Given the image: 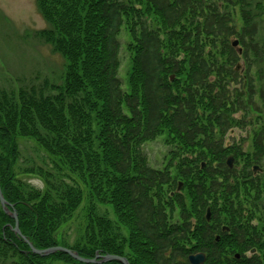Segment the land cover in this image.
<instances>
[{
  "label": "trees",
  "instance_id": "1",
  "mask_svg": "<svg viewBox=\"0 0 264 264\" xmlns=\"http://www.w3.org/2000/svg\"><path fill=\"white\" fill-rule=\"evenodd\" d=\"M220 3L241 7L239 29ZM36 4L48 27L35 35L65 58L66 67L61 85L0 86V189L17 214L21 234L37 249L62 245L87 258L96 252L125 256L129 264H187L188 254L195 252L205 254L203 264H264V209L254 217L251 210L247 217L239 199L251 198L254 191L258 201L264 191V177L253 176L251 169L264 158V126L254 135L250 153L223 144L234 124L231 115L255 106L251 79L243 90H230L240 81V55L230 38L244 45V55L248 50L258 55L264 47L254 38L258 26L251 0ZM260 6L257 1L254 7ZM123 25L131 52L126 90L117 76ZM164 130L168 144L177 149L168 164L156 169L141 146ZM19 139L34 140L51 157L52 168L32 165L20 170ZM229 155L235 162L231 168L226 164ZM20 173L36 174L44 186L24 182ZM84 198V240L68 245L58 240L59 228ZM97 203L111 206L126 236L110 219L96 214ZM256 217L258 225H253L250 221ZM14 223L0 205L4 262L121 264L83 263L60 251L40 256L12 231ZM222 225L229 232L222 231Z\"/></svg>",
  "mask_w": 264,
  "mask_h": 264
},
{
  "label": "rangeland",
  "instance_id": "2",
  "mask_svg": "<svg viewBox=\"0 0 264 264\" xmlns=\"http://www.w3.org/2000/svg\"><path fill=\"white\" fill-rule=\"evenodd\" d=\"M257 1L261 5L259 9L254 7ZM251 3L250 9L258 26L254 38L255 41L264 46V0H251ZM220 10L230 11L232 13V22L238 29L243 25L241 7L238 4L235 6H225L224 3H220ZM148 22L155 26V22L151 18H148ZM46 27H48V24L39 12L36 0H0L1 87L16 89L19 85H28L30 83L42 86H48L52 83L57 85L62 84L66 67L65 58L61 54L53 51L51 45L38 40L35 35V31ZM235 38L238 39L237 37H231L230 40ZM118 40L120 49L118 54L119 67L117 76L121 81L122 88L126 90L131 64V52L127 48L130 42V36L126 25L121 27ZM239 46L244 50V45L239 44ZM261 52L257 55L254 50H248L246 55L243 52L239 54L240 58L238 62L240 65L237 71L240 81L239 83L230 85L231 91L233 88L243 90L244 85L251 79L255 90L253 97L254 107L259 108L261 111H256L252 108L247 111H237L231 115L234 118V124L225 134L223 144L224 146L236 147L243 154L252 152V139L264 126V97H260L261 90L264 91V47H262ZM179 56H183L182 53ZM52 91L55 92V90ZM167 138L168 132L164 130L154 140L146 141L142 144L141 150L145 154L147 162L151 167L162 169L171 159V151L177 149L175 144H168ZM19 151L18 166L20 170L31 167L32 165L43 166L48 169L52 168L51 157L34 140L19 139ZM177 160L178 158H175L172 161L173 165ZM234 163L233 161L232 165ZM237 164V168L240 169L243 165L241 158L238 159ZM257 165L261 166L263 172L256 175V177L263 178L264 158ZM56 173H58L57 170ZM59 174L64 178L66 177L64 174ZM18 177L24 182H28L36 187L41 188L44 186L43 181L36 174L20 173ZM70 177H73L76 182L80 183L77 175L71 173ZM67 180L69 179L67 178ZM250 197L247 200L244 196L239 197V199L243 198L241 199L244 207L243 213L245 215L248 213L249 215V211L253 210L252 217L261 215L260 211L264 209V191L259 194L260 199L258 201H256V193L254 191H251ZM251 199H254L253 205L250 203ZM220 202V199H217L218 205H220ZM86 206L87 202L84 198L72 217L59 228L57 234L58 240L66 242L68 245H71L76 240H84ZM96 207V214L110 219L114 229L123 237L127 235L125 229L116 223L111 206L97 203ZM248 215L246 216L248 217ZM173 220H177L176 213ZM250 222L253 225H258L257 217L251 219ZM0 264H12V262L11 260L7 262L0 260ZM46 264L56 263L47 261Z\"/></svg>",
  "mask_w": 264,
  "mask_h": 264
},
{
  "label": "water",
  "instance_id": "3",
  "mask_svg": "<svg viewBox=\"0 0 264 264\" xmlns=\"http://www.w3.org/2000/svg\"><path fill=\"white\" fill-rule=\"evenodd\" d=\"M237 40H234L232 42L233 45L237 44ZM238 52H241V49H238ZM226 163L228 164L229 167L232 166V157H228L226 160ZM0 205L3 209L4 212H6L11 218L14 219V226L10 227L13 232L15 234H17L18 236L22 237L25 242L29 245L31 251L35 254H38L40 256H47L49 254L55 253L57 251L60 252H64L67 253L68 255H70L73 259L83 262V263H103L106 261H110V260H116L119 261L121 264H129L128 260L124 257V256H120L117 254H100L98 252H96L94 257L91 258H87V257H83L81 255L78 254L77 251L72 250L71 248H67L64 246H60V245H56V246H51V247H47V248H43V249H37L35 248L31 242H29L20 232L19 228H18V220H17V214L15 213V211H11L10 208L12 207V205H9V203L4 199L1 189H0ZM205 218L208 221L210 219V210L209 208L206 209V213H205ZM222 229H227V227H222ZM216 239H218V237H216ZM239 255L236 254V257H238ZM187 260L189 264H201L204 262L205 260V254L203 252H198V253H194V254H190L187 256Z\"/></svg>",
  "mask_w": 264,
  "mask_h": 264
},
{
  "label": "flooded vegetation",
  "instance_id": "4",
  "mask_svg": "<svg viewBox=\"0 0 264 264\" xmlns=\"http://www.w3.org/2000/svg\"><path fill=\"white\" fill-rule=\"evenodd\" d=\"M258 170V171H257ZM256 171H257V173H256ZM263 172V169L261 168V166L260 165H258V168H255V167H253V169H252V175L254 176V175H259L260 173H262ZM256 173V174H255Z\"/></svg>",
  "mask_w": 264,
  "mask_h": 264
},
{
  "label": "bare ground",
  "instance_id": "5",
  "mask_svg": "<svg viewBox=\"0 0 264 264\" xmlns=\"http://www.w3.org/2000/svg\"><path fill=\"white\" fill-rule=\"evenodd\" d=\"M21 232V231H20ZM22 238V237H21Z\"/></svg>",
  "mask_w": 264,
  "mask_h": 264
}]
</instances>
